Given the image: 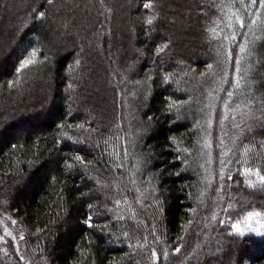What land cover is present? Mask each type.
I'll return each mask as SVG.
<instances>
[{"label": "trees", "instance_id": "trees-1", "mask_svg": "<svg viewBox=\"0 0 264 264\" xmlns=\"http://www.w3.org/2000/svg\"><path fill=\"white\" fill-rule=\"evenodd\" d=\"M119 1H12L19 5L18 26L10 27L0 47V112L31 98L33 106L32 114L0 126V261L264 264V190L255 176L243 174L244 167L264 174V119L254 118L261 115L264 97V9L248 7L256 23L243 30L246 36L238 30L229 43L223 39L232 31L226 27L229 0H192L205 15L202 53L183 60L164 40L175 0H122L131 5L133 48L140 56L133 60L120 39ZM93 13L92 33L98 31L101 52L121 40L107 62L121 84L110 92L111 118L99 122L81 111L96 97L89 84L97 58L74 45L76 15ZM14 33L13 46L4 49ZM225 48L243 57L240 75L246 81L230 108L240 104L247 113V97L253 118L225 111L227 91L221 89L231 90L220 83ZM34 51L36 63L21 68ZM124 58L131 59L128 68L121 66ZM234 75L229 64L227 79ZM45 99L46 107L35 109V100ZM75 155L85 163L74 161ZM253 212L259 215L249 219ZM89 216L91 228L84 223Z\"/></svg>", "mask_w": 264, "mask_h": 264}, {"label": "rangeland", "instance_id": "rangeland-1", "mask_svg": "<svg viewBox=\"0 0 264 264\" xmlns=\"http://www.w3.org/2000/svg\"><path fill=\"white\" fill-rule=\"evenodd\" d=\"M13 0H3V10L0 12V47L2 45V41L7 38V31L11 26H18L17 21L15 20V14L17 13L18 4H12ZM133 5V4H132ZM115 8L121 9V23H120V39L124 43V47L128 48L130 54H135L133 60L138 59L140 56L136 54V50L133 48V30L132 25L130 24V19L128 16V11L131 8L128 1H119L115 5ZM169 14L167 18V24L169 25V34L166 33L164 35V40H170L173 46L175 45L176 50L179 52L180 56L183 57V60L192 59L189 55L191 54H200L202 53V42H203V21L205 15H203L202 8L200 6L195 7L192 0H175V3H171L169 5ZM72 16V14H70ZM69 15V17H71ZM94 13L92 17H88V15L78 14L76 15L79 21V27H77V37L75 39L74 45L78 48L85 49L84 51L91 52L97 59L94 63L93 68V76L90 81V90L96 96L95 99L92 100V103L81 108L78 105L74 104L75 109L80 110L83 113L94 120H99L103 117L111 118V89L117 90L120 86V81L116 79L112 75L111 68L108 67L107 62L111 60L114 52H118L119 38L115 41V45L113 44L111 50H105L101 52L100 46V38L98 35V31L92 33V19H95ZM94 17V18H93ZM62 24H65L64 20H61ZM15 23V25H14ZM22 23V22H21ZM61 24V28H62ZM95 29V28H94ZM172 31V32H171ZM59 32V31H58ZM61 36V35H60ZM9 38V37H8ZM15 38V33L12 37L9 38V43L6 44L8 46H3L4 49L13 46V40ZM120 40V41H121ZM5 51V50H4ZM131 60V59H130ZM130 60H122L121 66L123 68H128ZM121 88V87H120ZM32 100L26 101L25 104H21L17 102L14 107L10 109H3L0 113V126L3 124L8 118L25 115L26 113L32 114ZM39 100H35L36 108H40L43 104L46 107L47 101L38 104ZM117 104V102H116ZM42 105V106H43ZM26 106V108H25ZM33 106V105H32ZM116 107V106H115ZM31 108V109H30ZM117 109V107L115 108ZM117 111V110H116ZM117 113V112H116ZM114 111V114H116ZM4 196L0 197V200L3 201ZM16 236L18 234L13 231ZM21 239V238H20ZM21 241V240H20ZM1 262V261H0ZM3 264V262H1Z\"/></svg>", "mask_w": 264, "mask_h": 264}, {"label": "snow or ice", "instance_id": "snow-or-ice-1", "mask_svg": "<svg viewBox=\"0 0 264 264\" xmlns=\"http://www.w3.org/2000/svg\"><path fill=\"white\" fill-rule=\"evenodd\" d=\"M47 3L48 4H52L53 3V0H47ZM257 4L259 5V8L260 9H264V0H229V4L227 5L228 8H229V15L227 17L228 19V23L226 25V27L232 29V31L225 35L223 37L224 40L228 41L229 43H232V42H235L236 39H237V34H238V30L240 31L241 34L243 35H247L246 33H243V30L247 27L248 28V31H251V25L252 24H255L256 23V20L255 19H251V15L250 13H247V8L248 7H253L255 8L257 6ZM238 5V7H237ZM145 7H151L150 4H146ZM234 7H237V11H232V8ZM240 10H243V14H238V12H240ZM40 16L42 17L43 16V13H40ZM245 16H247L249 19H250V23L249 24H246V19H245ZM148 23L151 24L152 23V20L149 19L148 20ZM210 31H214V29H210ZM217 39H219V37H216ZM247 43L248 41L245 39V41L243 43H240L238 45V48H239V52L240 53H244L245 50H246V47H247ZM222 47H224L223 45H221ZM164 47L165 46H162L160 51H163L164 50ZM36 53L35 51L32 53L31 57H29L28 59H25L23 61V63L21 64V68H24V67H27L28 65H32L34 63H36L34 57H35ZM224 59H223V64L225 65V74L224 76L221 77V80H220V83L222 85H229V88L231 90H228V89H221L222 91H227V98L224 102V108H225V111L226 113L229 112V111H233V112H240L241 115L243 116H246L248 118H253L252 117V114H251V103L252 101L251 100H247V97H246V103L244 106L248 107L249 108V111L247 113H244L241 111V105L240 104H237L235 106V108H230V105H231V102L235 96V93L237 90H241L243 87H244V84H245V79L244 77H242L240 74H241V59H243V57H233V53L230 49L228 48H225L224 50ZM229 64H232L233 65V68H234V73L235 75L233 76V79L231 81H229L227 79V66ZM209 68L212 67L211 64L208 65ZM243 94V93H242ZM259 103L261 104V107L259 109L260 111V116H257V117H254L255 119H264V97H262L259 101ZM228 119V116L225 115L223 117V119L221 120V126L223 127V123H224V120H227ZM232 121L235 122V115H233L231 117ZM208 123L210 124L211 123V120L208 121ZM81 128L83 127L82 125L80 126ZM235 127H240L239 124H235ZM251 130V126H249V131ZM70 139V137H69ZM117 139H119V137H117ZM235 139H239V137L237 136ZM221 143H223V140H221ZM210 146V145H209ZM124 151V154L127 155L128 154V149L127 147H124L123 149ZM118 154V153H117ZM244 155L245 157L248 156V149L247 147L244 148ZM73 160L76 161V162H79L81 165H83L85 163V160H84V157L81 156V155H75L73 157ZM222 167H221V170H220V179L223 180L224 179V170H223V165L225 164V161L224 160H221L220 161ZM72 165H69V167H71ZM120 167H122V165H118ZM201 167H203V165H201ZM243 174L247 177V176H255L258 181H259V184H260V189L261 190H264V174L261 173V170L259 168H255L253 169L252 167H244L243 168ZM228 179H231V176L228 177ZM221 188L223 187L222 185L220 186ZM248 187L250 188H255L256 185L255 184H252L251 182L248 183ZM117 205L119 204V201H116L115 202ZM89 207L91 208V204H89ZM252 215H259V213H249V219L251 218ZM91 216H89L85 221L84 223L88 225V227H93V224L91 223ZM213 219H215V216H213ZM13 224L16 223L15 220L12 221ZM220 223H223V221H220ZM98 227V225H97ZM233 227L236 229L237 232H240L241 234H243L240 230V227L238 224L236 225H233ZM5 235L7 236H11L12 234L10 232H8L7 228H5ZM21 239H23V236L20 237ZM14 239V237H13ZM0 240H3V237H0ZM179 248L176 249L177 252H179ZM156 252L153 250L152 251V256L153 257H156ZM165 256H167V253L164 254ZM21 259H23V257H21Z\"/></svg>", "mask_w": 264, "mask_h": 264}]
</instances>
